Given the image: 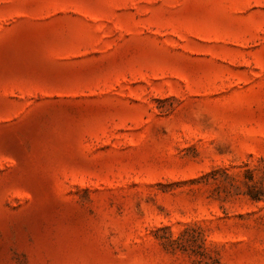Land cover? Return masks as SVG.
Returning <instances> with one entry per match:
<instances>
[{"label": "rangeland", "instance_id": "obj_1", "mask_svg": "<svg viewBox=\"0 0 264 264\" xmlns=\"http://www.w3.org/2000/svg\"><path fill=\"white\" fill-rule=\"evenodd\" d=\"M0 264H264V0H0Z\"/></svg>", "mask_w": 264, "mask_h": 264}]
</instances>
